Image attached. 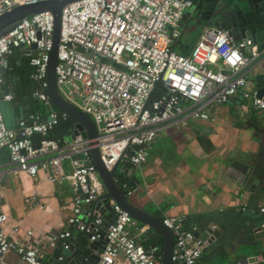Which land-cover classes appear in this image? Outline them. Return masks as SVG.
<instances>
[{
  "label": "built area",
  "instance_id": "2783aa9c",
  "mask_svg": "<svg viewBox=\"0 0 264 264\" xmlns=\"http://www.w3.org/2000/svg\"><path fill=\"white\" fill-rule=\"evenodd\" d=\"M39 1L0 0V14ZM201 1L71 0L62 6L55 85L68 103L92 118L96 129L92 138L71 135L74 126L66 134L70 140L66 135H49L69 116L52 106L47 91L53 14L49 10L31 13L0 34V88L4 73L12 69L9 55L22 48L32 67L30 96L47 108L46 114L30 112L9 127L0 107V150H6L11 171L32 177L42 172L50 182H70L67 228L52 237L62 250L74 245L71 228H75L90 241L105 237L95 264H119V257L129 264L161 261L158 245L143 244L131 233V228L144 232L147 225H139L112 200L115 216L110 222L104 223L96 212L94 201L106 195L92 162V148L98 149L107 169L117 161L118 166H140L164 127L185 126L188 119L213 121L209 114L213 105L236 98L241 114L253 109L264 119V94L250 88L247 79L248 68L264 60V47L258 49L251 38L235 40L219 25L202 24L188 53L173 48L182 35L181 21L189 16L185 13ZM12 97L10 91L2 96L8 101ZM121 187L126 195L133 192L126 183ZM25 201L43 207L34 197ZM259 210L264 212V206ZM7 221L0 192V256L13 251L22 264H44L33 245L8 234ZM162 223L174 238L171 264H199L203 240L195 229L178 215L164 216Z\"/></svg>",
  "mask_w": 264,
  "mask_h": 264
},
{
  "label": "crops",
  "instance_id": "0c3cea01",
  "mask_svg": "<svg viewBox=\"0 0 264 264\" xmlns=\"http://www.w3.org/2000/svg\"><path fill=\"white\" fill-rule=\"evenodd\" d=\"M9 56L12 66L26 62L22 48L14 49ZM259 73H264V60L248 68L250 88L256 89L255 77ZM32 85V80L26 82L18 74L1 84L0 107L7 126L15 127L19 118L30 112H40L38 107L44 106L41 101L31 98ZM8 91L13 95L9 101L2 98ZM44 109L46 114L47 108ZM209 114L214 117L213 121L188 119L185 126L164 127L148 148L146 162L140 166L129 165L131 173L127 175L130 176L132 185L129 183V187L133 192L127 197L135 206L161 219L167 215L185 218L202 213L204 216L201 219L206 224L207 212L243 209L255 213L251 206L254 203L263 205L262 200L257 202L252 199V192L227 172L233 161H243L256 153L260 143L264 142V119L260 112L251 109L241 114L238 100L234 98L209 107ZM10 168L7 155L0 152V192L8 215L6 231L33 245L44 264H53L50 259L59 244L52 237L67 228L66 218L71 205L70 182H50L42 172L32 177ZM27 197H34L43 207L31 206L25 201ZM185 225L196 231L194 223ZM15 226L18 231L14 233L12 229ZM27 230H31L30 235L26 234ZM71 232L74 245L69 254L61 253L64 264H91L89 253L93 251L89 245L92 241L84 235L85 243H79L82 234L75 228H71ZM131 233L143 244L162 238L153 236L149 228L144 232L131 228ZM242 246V253L232 254L228 261L222 262L221 258L216 262L214 253L208 251L199 258V264H258L259 261L264 264V252L261 256L255 246ZM252 256H257L258 261L249 262L247 258ZM118 261L119 264H129L123 257H119ZM0 264L22 263L15 252L9 251L0 256Z\"/></svg>",
  "mask_w": 264,
  "mask_h": 264
},
{
  "label": "water",
  "instance_id": "95a60500",
  "mask_svg": "<svg viewBox=\"0 0 264 264\" xmlns=\"http://www.w3.org/2000/svg\"><path fill=\"white\" fill-rule=\"evenodd\" d=\"M71 0H42L36 3L21 4L14 6L11 10L0 14V34L10 29L22 18L43 10H49L54 18L53 47L50 52V62L47 71V91L53 105L58 109L66 111L73 119V130L71 135L78 138L95 137L96 129L92 118L86 113L78 110L68 103L58 92L54 79V65L56 63V47L60 31V11L64 4ZM202 0L192 11L186 12L190 18L194 15V21L198 24L219 25L228 29L233 39L251 38L258 49L264 47V0ZM10 57V56H9ZM256 90L258 94H264V73L256 75ZM92 162L103 183L105 198L98 197L94 201V208L103 217L104 223L110 222L114 216L111 200L119 204L138 222L147 225L150 233L155 237H162V256L160 264H171V251L174 238L171 231L162 223V219L147 210L135 206L127 197L125 190L119 184L114 172L119 165L117 161L110 169H107L100 159L98 149H91ZM86 163L89 161H85ZM120 169L130 174L129 165L123 164ZM239 184L252 192V199L264 202V142L260 143L256 153L247 156L243 161L235 160L227 171ZM132 185L131 182H129ZM252 200L250 199V202ZM264 206V203L263 205ZM256 210L251 213L248 210H232L230 212L214 210L207 212V223L202 221V213L187 215L184 218L186 224L192 222L196 225L195 234L203 240L202 255L208 251L213 252L216 262L227 260L235 253H242V245H253L263 256L264 252V212H260V205L254 203L251 206ZM248 239L246 240L245 239ZM105 242V237L92 241L89 247L93 253L91 264L98 260V253ZM73 246L68 250L60 249L58 246L50 259L53 264H64L59 260L61 253L69 254ZM85 250V249H83ZM244 254V253H243ZM247 260L258 261L257 256L248 257ZM220 261V260H218ZM214 264V263H212ZM258 264H262L259 261Z\"/></svg>",
  "mask_w": 264,
  "mask_h": 264
},
{
  "label": "trees",
  "instance_id": "16d2710c",
  "mask_svg": "<svg viewBox=\"0 0 264 264\" xmlns=\"http://www.w3.org/2000/svg\"><path fill=\"white\" fill-rule=\"evenodd\" d=\"M173 48L174 49L178 48L177 52L188 53V46L181 42V38L178 39L174 43ZM29 67L31 68V66L28 64L27 60H26V62L22 63L20 66H12V69L10 71H7L4 73V80H10L11 78H13V76L18 74L20 76V78L23 79L24 81H26V82L31 81V79L29 78V74L32 71V69H29ZM52 106L57 108L55 105H53V103H52ZM38 108H40L39 113H42V115H44V113H45L44 108H46L45 105L44 106L40 105ZM73 124H74V121H73L72 117L69 115L66 120L60 121L59 124L55 127V129L53 131L49 132V135L53 136V137H61V136L65 135L69 132V130L72 128ZM34 140L36 142L37 137H35ZM0 152L2 155H6V150L2 149V150H0ZM114 174H115L116 178L118 179L119 184L121 186L123 183H126L128 186H130L129 185L130 176H128L127 173H124L120 169V166H118L115 169ZM158 239L159 240L154 239L151 243L158 245L159 246V252L162 253V238H158ZM79 243H85V238H84L83 234L79 239Z\"/></svg>",
  "mask_w": 264,
  "mask_h": 264
},
{
  "label": "rangeland",
  "instance_id": "374dc122",
  "mask_svg": "<svg viewBox=\"0 0 264 264\" xmlns=\"http://www.w3.org/2000/svg\"><path fill=\"white\" fill-rule=\"evenodd\" d=\"M191 10H187V12H190ZM194 15L192 18L186 17L183 18L181 21V30H182V35H181V42L189 47H192L195 41L198 38L199 32L202 28V24H198L197 22L194 21ZM178 51V48L175 49ZM68 140H70V135L66 136Z\"/></svg>",
  "mask_w": 264,
  "mask_h": 264
},
{
  "label": "flooded vegetation",
  "instance_id": "af4514ba",
  "mask_svg": "<svg viewBox=\"0 0 264 264\" xmlns=\"http://www.w3.org/2000/svg\"><path fill=\"white\" fill-rule=\"evenodd\" d=\"M258 2H260L259 0H256L255 3L257 4ZM197 23H200V21H198Z\"/></svg>",
  "mask_w": 264,
  "mask_h": 264
}]
</instances>
